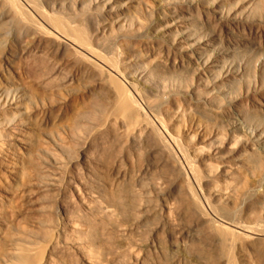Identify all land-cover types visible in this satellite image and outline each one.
Segmentation results:
<instances>
[{
  "label": "rangeland",
  "instance_id": "obj_1",
  "mask_svg": "<svg viewBox=\"0 0 264 264\" xmlns=\"http://www.w3.org/2000/svg\"><path fill=\"white\" fill-rule=\"evenodd\" d=\"M13 1L0 264H264V235L236 227L264 226V0ZM116 82L152 135L118 112Z\"/></svg>",
  "mask_w": 264,
  "mask_h": 264
},
{
  "label": "bare ground",
  "instance_id": "obj_2",
  "mask_svg": "<svg viewBox=\"0 0 264 264\" xmlns=\"http://www.w3.org/2000/svg\"><path fill=\"white\" fill-rule=\"evenodd\" d=\"M14 2L13 0L11 1V0H0V6L1 5H4L5 4V6L7 5L6 3L7 2ZM15 3V2H14ZM100 3V2H99ZM14 5V4H13ZM15 6V5H14ZM13 6V7H14ZM113 8H114V6L112 5V4H110V5H108V7H107V11H106V13L108 12V14L111 12L110 10H113ZM8 10V9H7ZM20 10V9H19ZM1 11V10H0ZM18 11V10H17ZM37 12V11H36ZM8 13V12H7ZM3 14V13H2ZM2 14H0V19H3L4 17V15H2ZM37 14L40 16H43V18L45 19V20H47V21H49L50 22V20H51V18H50V20H48V18L50 17H48V14H46V12L44 11H38L37 12ZM6 16H9V15H6ZM23 17V16H22ZM26 17V16H25ZM17 18V17H16ZM29 18V17H28ZM11 20V19H10ZM14 20V19H13ZM5 21H6V19H5ZM21 21V20H20ZM26 21V20H25ZM6 23L8 24V22L6 21ZM29 23V22H28ZM40 24V23H39ZM19 26V25H18ZM28 26V25H27ZM40 26V25H39ZM9 27V26H8ZM32 27V26H31ZM38 27V26H37ZM17 28V27H16ZM20 28V27H19ZM39 28V27H38ZM42 28H43V26H42ZM5 29V28H4ZM36 30V29H35ZM47 30H48V28H47ZM52 30H54V29H52ZM20 31H22V30H20ZM31 31V30H30ZM41 31V30H40ZM43 32H44V30H42ZM35 32V31H34ZM39 32V31H38ZM45 32H46V30H45ZM43 33V34H47V33ZM50 33V32H49ZM54 33V34H53ZM52 34H53V37H54V40L56 39V41H58L59 43H61V44H66V45H70V46H72L73 48H75L76 49V51H77V56L80 58V60H82V62H84V64L89 68V69H91V70H93V71H95V72H97L98 71V73H96V74H99V71H101V70H103L101 67L102 66H99L98 65V63L96 62L97 60H96V52L93 50V49H91V48H89L88 46H86V45H82L81 44V42L79 43V42H74L73 40H70V41H65V40H63V39H61L60 37H59V35H57V32L55 31V32H53ZM2 35V34H1ZM52 37V38H53ZM67 39V38H66ZM70 42V43H69ZM77 43H79V44H77ZM2 46V45H1ZM68 47V46H67ZM71 49V48H70ZM74 50V49H73ZM192 52L193 53H198V52H200V48L199 49H195V51H193L192 50ZM75 57V56H74ZM77 60H79V59H77ZM103 67H105V66H103ZM105 70H107V72L109 71V69L108 68H106ZM100 75V74H99ZM107 75H109V74H107ZM110 78V77H109ZM113 80V79H112ZM116 81V80H115ZM45 82V81H44ZM113 84V83H112ZM114 85V84H113ZM116 86H117V88H118V90H120L122 93H124V95L122 94V96L121 97H119V98H117V100L115 101V103H116V106H117V110H118V112L119 113H121V115H124L126 118H127V120H129L132 124H134L139 130H141V132L142 131H144L143 133H146V134H148V135H152L151 133H152V125H151V123H149V121L147 120L148 118L147 117H145L144 116V114L145 113H143V111H142V109L137 105V104H134V101L130 98V95L129 94H127L126 92H123V91H125V90H121V88H123L122 86H121V84H119V82H116ZM129 86H130V88H131V83L129 82ZM5 87V86H4ZM130 91V90H129ZM127 94V95H126ZM130 94H131V92H130ZM137 95H139L138 94V92L136 93ZM120 95V94H119ZM129 95V96H128ZM12 107L11 108H14L13 109V111L14 112H21V110H24V113H27L28 111H30V110H28L27 111V109H25L24 107H22V106H20V105H18V104H12L11 105ZM26 108H28V107H26ZM4 114V113H3ZM29 114V113H28ZM119 115V114H118ZM120 116V115H119ZM108 118V117H107ZM123 118V117H122ZM125 118V119H126ZM147 118V119H146ZM117 119V118H116ZM127 120H126V122H127ZM122 123V122H121ZM159 124V126H160V123H158ZM101 125V124H100ZM108 125V124H107ZM107 125L106 124H103L102 126H103V128L106 126L107 127ZM109 125H111V124H109ZM113 125V124H112ZM115 125V124H114ZM126 126V125H125ZM128 126V125H127ZM162 126V125H161ZM100 127V126H99ZM156 127V126H155ZM102 128V129H103ZM164 128V127H163ZM133 129H134V127H133ZM154 130H155V128H154ZM153 130V131H154ZM104 131V130H103ZM115 132V131H114ZM131 132V131H130ZM134 132V131H133ZM138 133V132H137ZM158 133V132H157ZM134 134V133H133ZM154 134V133H153ZM158 135H160L159 133H158ZM155 136H157V134L155 135ZM154 136V137H155ZM159 138V137H158ZM154 139V138H153ZM163 139V138H162ZM158 141V140H157ZM159 146H160V148L162 149V150H164V149H167V147H168V145H166V143L163 141V140H160L159 141ZM190 196V199L192 200V202H193V205L195 206V209L197 210V213L200 215V216H203L204 215V213H203V210H201L200 209V207L198 206V204L199 203H197V200L196 199H194V196H192V194H189ZM82 197V196H81ZM200 205V204H199ZM237 228H239L242 232H252V231H258L259 232V234H262V235H264V226L263 225H246V224H239V225H237L236 226ZM84 259L86 260V262L88 263V264H94L93 262L91 263V261H89L86 257H84Z\"/></svg>",
  "mask_w": 264,
  "mask_h": 264
}]
</instances>
